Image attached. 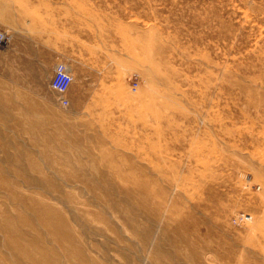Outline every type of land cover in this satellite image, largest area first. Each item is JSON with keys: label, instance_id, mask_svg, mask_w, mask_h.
Returning a JSON list of instances; mask_svg holds the SVG:
<instances>
[{"label": "rangeland", "instance_id": "374dc122", "mask_svg": "<svg viewBox=\"0 0 264 264\" xmlns=\"http://www.w3.org/2000/svg\"><path fill=\"white\" fill-rule=\"evenodd\" d=\"M8 1L0 264H264V0Z\"/></svg>", "mask_w": 264, "mask_h": 264}, {"label": "crops", "instance_id": "0c3cea01", "mask_svg": "<svg viewBox=\"0 0 264 264\" xmlns=\"http://www.w3.org/2000/svg\"><path fill=\"white\" fill-rule=\"evenodd\" d=\"M14 6L8 0H0V30L2 31L6 24L10 22H15L16 37H17V49L19 58L22 57L23 50L32 55L33 57L40 56L42 54H49L52 57V64L55 67L57 61L63 58L64 51L65 54H69L70 51L74 50V42L67 40L65 43L64 51L63 47L61 49L60 45L54 43L53 40L48 39L46 35L38 30V26L34 25L32 22L28 21L22 23L19 16H15ZM72 43V46H71ZM8 47V44L0 47V50H4ZM83 95V94H82ZM67 100L70 103H74L75 99V89L71 86L69 92L66 95ZM83 99V96H81ZM83 103V100L81 101Z\"/></svg>", "mask_w": 264, "mask_h": 264}, {"label": "built area", "instance_id": "2783aa9c", "mask_svg": "<svg viewBox=\"0 0 264 264\" xmlns=\"http://www.w3.org/2000/svg\"><path fill=\"white\" fill-rule=\"evenodd\" d=\"M10 37L5 31H0V47H3L9 43ZM74 82V76L72 70L65 63H58L54 69V75L52 77L50 86L60 95L59 101L64 107H69L70 102L67 100L66 95L69 92ZM138 86L137 82H134L132 89L136 91ZM253 217L251 215L242 214L234 219V223L243 225L251 222Z\"/></svg>", "mask_w": 264, "mask_h": 264}]
</instances>
